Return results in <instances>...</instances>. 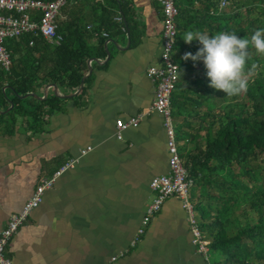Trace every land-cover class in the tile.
I'll list each match as a JSON object with an SVG mask.
<instances>
[{
    "label": "crops",
    "instance_id": "obj_1",
    "mask_svg": "<svg viewBox=\"0 0 264 264\" xmlns=\"http://www.w3.org/2000/svg\"><path fill=\"white\" fill-rule=\"evenodd\" d=\"M123 1L134 13L135 43L128 33L105 38L111 40L109 60L106 52L104 58L92 57L97 62H91L92 72L77 99H61L39 134L19 127L13 137L0 136V232L41 178L77 159L13 236L6 249L11 264H203L192 244L187 213L175 196L164 202L142 241L130 248L154 197L150 181L168 172V154L163 119L151 108L155 84L148 75L150 67L161 65V9L157 0ZM108 2H72L62 21L71 12L90 27L99 18L95 5ZM128 43L127 49H118ZM58 93L73 94L59 87ZM136 118L138 125L127 126L118 140L116 121ZM87 147L91 150L81 155Z\"/></svg>",
    "mask_w": 264,
    "mask_h": 264
},
{
    "label": "trees",
    "instance_id": "obj_2",
    "mask_svg": "<svg viewBox=\"0 0 264 264\" xmlns=\"http://www.w3.org/2000/svg\"><path fill=\"white\" fill-rule=\"evenodd\" d=\"M77 1L67 0L61 16ZM174 2L178 15L172 57L179 79L170 107L178 152L192 181L189 201L194 216L209 252L218 256L213 264H264V56L249 49L245 71L253 63L260 67L250 77L246 94L228 97L208 86L202 60L183 59L202 46L182 39L188 30L210 37L229 32L250 38L264 29V0H231L223 9L221 0ZM95 13L99 18L90 27L71 12L65 21L60 17L57 32L63 40L58 46L32 34L5 41L12 63L7 71L0 67V111L10 102L13 108L0 113V136L13 137L19 127L39 134L45 118L62 102L53 94L43 101L18 96L40 94L48 84L74 93L87 73V61L105 57V38L128 33L135 43L139 32L128 2L96 4ZM116 16L121 22L114 20ZM91 40L97 45H90ZM83 91L84 87L74 99Z\"/></svg>",
    "mask_w": 264,
    "mask_h": 264
},
{
    "label": "built area",
    "instance_id": "obj_3",
    "mask_svg": "<svg viewBox=\"0 0 264 264\" xmlns=\"http://www.w3.org/2000/svg\"><path fill=\"white\" fill-rule=\"evenodd\" d=\"M162 13V50L160 54V67H150L148 75L155 84L154 99L151 108L163 119V127L166 135V149L168 154L167 174L156 176L150 181V190L154 197L146 207L145 214L141 220L130 248L134 249L143 239L146 230L154 217L160 212L164 202L172 197H177L187 213V221L192 236V244L201 255L203 264H213L209 257V242L199 229L198 222L194 216L193 206L189 201V191L192 181L188 179L187 172L178 152V143L174 122L171 117L170 98L179 79V67L172 57L177 29L175 18L178 9L174 0H157ZM231 0H221L219 8L226 7ZM67 0H0V67L8 70L12 60L4 43L9 39H17L24 34L40 35L48 44L58 46L63 38L57 32L58 19L61 10ZM121 22V17L114 18ZM106 37L107 34L103 33ZM138 119H130L124 123L122 119L116 121V138L122 139V131L127 126L136 127ZM91 148L80 152L86 154ZM77 159H69L60 166L50 177H43L38 181L34 193L22 206L21 210L9 216L6 226L0 232V264H11L6 256V249L13 236L24 225L28 216L41 204L43 194L52 188L56 178L70 169ZM124 254L121 253L120 257ZM113 257L111 260L115 261Z\"/></svg>",
    "mask_w": 264,
    "mask_h": 264
},
{
    "label": "clouds",
    "instance_id": "obj_4",
    "mask_svg": "<svg viewBox=\"0 0 264 264\" xmlns=\"http://www.w3.org/2000/svg\"><path fill=\"white\" fill-rule=\"evenodd\" d=\"M182 39L186 44L195 40L202 46L195 55L186 53L183 59L193 62L202 60L210 88L222 91L228 97L248 92L250 77L260 67L253 63L251 69L245 71L249 49L264 56V29L255 30L250 38H241L229 32L216 33L210 37L200 31L188 30Z\"/></svg>",
    "mask_w": 264,
    "mask_h": 264
},
{
    "label": "water",
    "instance_id": "obj_5",
    "mask_svg": "<svg viewBox=\"0 0 264 264\" xmlns=\"http://www.w3.org/2000/svg\"><path fill=\"white\" fill-rule=\"evenodd\" d=\"M108 42H111V40H108L105 42L104 44V50L107 54V57H106V61L109 60V52H108V49H107V43ZM129 47V43L127 44V46L125 48H120L118 47L119 50H125ZM91 62H97V59H94V58H91L87 61V74H85L82 78H81V81H80V84L77 88V90L70 96H61L59 93H58V87L55 85V84H48L44 87L43 89V95L42 96H39L38 94H35V93H30V94H27V95H24V96H18L19 98L21 99H24V98H27V97H32L38 101H43L47 98V95H48V90L49 89H53V94L60 98V99H66V98H74L77 94H79V92L81 91L83 85H84V81L90 76L91 72H92V68H91ZM6 87L3 88V92L5 91ZM13 108V103L10 102L9 103V107L5 110V111H0V113L4 114L8 111H10L11 109Z\"/></svg>",
    "mask_w": 264,
    "mask_h": 264
},
{
    "label": "rangeland",
    "instance_id": "obj_6",
    "mask_svg": "<svg viewBox=\"0 0 264 264\" xmlns=\"http://www.w3.org/2000/svg\"><path fill=\"white\" fill-rule=\"evenodd\" d=\"M209 257H210L211 262H214V261L218 260L217 254H214L212 252H209Z\"/></svg>",
    "mask_w": 264,
    "mask_h": 264
}]
</instances>
